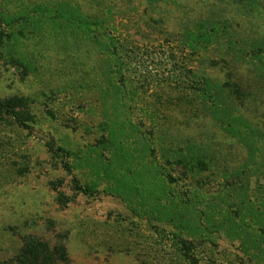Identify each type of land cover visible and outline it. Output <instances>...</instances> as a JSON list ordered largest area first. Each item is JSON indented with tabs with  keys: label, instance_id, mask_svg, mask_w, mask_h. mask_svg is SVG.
<instances>
[{
	"label": "rangeland",
	"instance_id": "374dc122",
	"mask_svg": "<svg viewBox=\"0 0 264 264\" xmlns=\"http://www.w3.org/2000/svg\"><path fill=\"white\" fill-rule=\"evenodd\" d=\"M37 5L100 18L119 41L41 18L2 50L0 97L28 128L0 119V260L34 236L70 264H264V0H0V13ZM49 145L102 190L123 164L160 169L168 197L78 193Z\"/></svg>",
	"mask_w": 264,
	"mask_h": 264
},
{
	"label": "trees",
	"instance_id": "16d2710c",
	"mask_svg": "<svg viewBox=\"0 0 264 264\" xmlns=\"http://www.w3.org/2000/svg\"><path fill=\"white\" fill-rule=\"evenodd\" d=\"M41 18L48 19V21L54 18L53 20L66 22L70 26L78 28L85 36L96 39L108 49H115L114 43L119 41V38L115 35V29H111L110 25L100 18L95 19L90 16L79 15L78 13L72 14L70 11H57L51 7L37 5L33 11H28L21 16L0 13V56L2 55V50L8 44L18 42L19 36L25 35L27 31H30L36 23L40 22ZM21 108L22 105L19 99L6 100L0 97V119L8 117L15 120L20 127L28 128L20 113ZM107 126L109 136H103V139H107L106 141L114 134V129L109 124ZM49 150L56 158H60L63 161L64 168L73 176L74 190L78 193L86 196H95L102 192L120 198L129 204L131 208L137 200L139 207L153 204L159 206L164 202V196L168 197L166 194L169 192L173 178L171 175L161 172L160 169H156L154 174L149 172V167H143L137 172L131 171L128 173L125 164H123L121 167L122 171L107 180L109 184L102 190L98 184H84L79 176L74 173V167L67 162L73 156L71 152L63 147L57 148L52 145H49ZM126 156L124 155V157ZM182 165L186 171L194 172L205 164L188 161ZM178 199L179 203L175 201L170 203L173 206L172 209L175 215H179V212H181L180 205L184 204L180 201V198ZM132 210L137 213L140 209L136 210L133 208ZM176 236L180 239L183 254L187 259L196 263L197 259L193 253L196 248V244L193 241L194 239L196 240V235L189 233V237H187L181 231ZM0 264H70V257L64 244L52 245L40 238L30 236L24 240L23 247L16 256L8 260H0Z\"/></svg>",
	"mask_w": 264,
	"mask_h": 264
}]
</instances>
